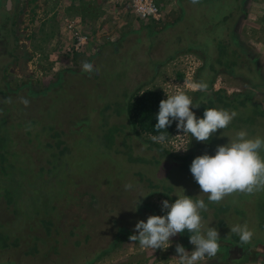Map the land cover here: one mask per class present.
I'll return each instance as SVG.
<instances>
[{
  "label": "rangeland",
  "instance_id": "rangeland-1",
  "mask_svg": "<svg viewBox=\"0 0 264 264\" xmlns=\"http://www.w3.org/2000/svg\"><path fill=\"white\" fill-rule=\"evenodd\" d=\"M155 2L159 21L140 19L129 0H0V229L19 240L0 249V264H178L176 244L194 248L187 230L153 253L129 236L137 221L164 215L161 202L182 189L204 200L203 222L221 239L217 256L199 264H264V191L211 203L189 170L192 157L214 155L239 130L264 138V114L254 112L255 123L245 117L253 104L264 110V0ZM76 33L88 37L79 50L71 48ZM218 41L236 51V65L215 62ZM85 61L98 71H82ZM201 80L235 104L248 95L226 129L200 142L205 148L175 121L167 141H156L168 155L146 141L155 135L135 134L131 97L154 90L195 99L192 84ZM153 155L160 160H138ZM244 222L253 239L236 243L230 226Z\"/></svg>",
  "mask_w": 264,
  "mask_h": 264
},
{
  "label": "clouds",
  "instance_id": "clouds-1",
  "mask_svg": "<svg viewBox=\"0 0 264 264\" xmlns=\"http://www.w3.org/2000/svg\"><path fill=\"white\" fill-rule=\"evenodd\" d=\"M199 2L200 0H191L193 5ZM82 71L91 73L98 70L91 62L85 61ZM192 89L207 92L208 85L196 82L192 84ZM19 100L25 107L30 104L27 98L20 97ZM197 107L199 104L194 103L193 97L184 91L167 95L166 99L159 102L154 128L160 134L154 136L153 140L166 142L168 133L165 129L175 121L176 128L182 130L183 135L189 134L196 141L206 144L218 129H226L238 115L234 110L206 108L203 118H198L191 110ZM183 150L186 151L187 148ZM262 150L264 138L250 137L246 130H239L228 143L217 145L214 155L205 153L195 157L189 170L201 193L208 194L207 198L211 203H220L236 193L254 195L264 191V156L260 154ZM124 187L129 190L132 185L126 184ZM176 197L172 203L168 200L161 202L164 215H150L146 221H137L134 226L136 234L130 235L129 240L138 242L141 248L150 249L153 253L157 249H167L171 246L170 238L187 230L190 234L189 243L194 248L188 252L182 245L176 244L175 258L178 264H199L205 258L216 257L220 251L221 239L216 228L203 222L201 212L207 211L204 200L185 195L183 189ZM139 203L137 199V205ZM230 232L236 234L243 244L250 243L254 236L247 222L230 226Z\"/></svg>",
  "mask_w": 264,
  "mask_h": 264
},
{
  "label": "trees",
  "instance_id": "trees-1",
  "mask_svg": "<svg viewBox=\"0 0 264 264\" xmlns=\"http://www.w3.org/2000/svg\"><path fill=\"white\" fill-rule=\"evenodd\" d=\"M212 6L215 7V4L212 3ZM216 14V18H217ZM215 18V19H216ZM210 19V18H209ZM151 21V20H150ZM153 21V20H152ZM234 31V30H233ZM216 50H217V54H216V58H215V62L223 65L225 67H229L231 68L232 66L236 65V57H239V55L236 54V51L234 49H229L228 45L222 43V41H218L216 43ZM241 57V55H240ZM243 57L245 59V61L250 62L251 58L248 54H243ZM213 64H211L210 68H213ZM213 70V69H212ZM204 80V79H203ZM205 81V80H204ZM204 81H198V82H204ZM142 91V90H141ZM251 91V90H250ZM138 92V91H137ZM223 90H215L213 91L212 89V84L209 83L208 85V90L207 92H201V91H194V95H196V98L194 99V103L199 104V107L197 108H192L195 111V115L198 118H203V113L205 111L206 108H209L210 106H214L215 108L217 106H219V108L221 109H226L229 111H235L236 109L240 107H247V96H243L240 97V99L237 101L238 104H235V99H230L228 98V96L225 94V92L223 93ZM249 92V91H248ZM247 92V93H248ZM134 95V94H133ZM132 95V96H133ZM242 95V94H240ZM135 97H131V99L127 102L126 105V114L127 117L129 119V122L132 126V129L135 131V134L138 136H141L140 131H137L136 128L139 127L140 130L149 133L151 135H155L158 136L160 133L157 132L154 128V125L156 124V114L159 111V102L164 99L161 97V95L154 91V90H145L143 91L139 96H137L135 99ZM251 109H252V115L250 114H245L246 116L251 117L252 119H254V123H255V115L254 112H259V113H263L264 114V110H258L259 106L258 104H253L251 105ZM118 111V110H117ZM119 112V111H118ZM244 117V118H245ZM245 120V119H244ZM245 122H249L248 119L245 120ZM250 123V122H249ZM172 127L173 124L169 127H167L165 130L167 131V135L169 136L172 133ZM60 133H57V135H59ZM114 139H115V135H114ZM149 142L150 146L152 147H156L160 152H162V154H169L168 151L161 145L158 144L157 142L154 141H150V140H146ZM62 143V142H61ZM60 144V141H58L57 145ZM104 147H108V143H103ZM195 146L198 150L205 148V144H201L200 142L195 140ZM193 146V147H195ZM68 148L67 146H64L63 149ZM200 152H197L196 154H199ZM196 154H192L190 153L187 156L184 157H180L181 159H183V161H186L189 157H192ZM2 158L3 155H2ZM138 158V157H137ZM195 157H192V160ZM157 159H159L157 156H152L151 160L149 159H144V158H138V160H141L142 162H147L149 161V163H152L153 161H157ZM133 161H136L135 158L132 159ZM160 160V159H159ZM135 176H139V180H143V176L140 172H135L134 173ZM149 180V179H148ZM117 183H119L120 181H115ZM132 185V187L134 186V182L130 183ZM153 183L152 186L154 187H158L157 184ZM14 202H16V200H14ZM46 211V210H45ZM43 224H46L47 230H48V226L51 224L50 220H42L41 221ZM218 226L220 227H224L222 224H219V222L217 223ZM3 227V226H0ZM36 239H38L37 236H35ZM236 239V243H241L239 242L240 240ZM19 244V240L18 238L15 239H11V237L5 233H2L1 229H0V249H5V248H10V247H16ZM39 251L38 246L36 245L35 249H28L26 251L27 254H35Z\"/></svg>",
  "mask_w": 264,
  "mask_h": 264
},
{
  "label": "built area",
  "instance_id": "built-area-1",
  "mask_svg": "<svg viewBox=\"0 0 264 264\" xmlns=\"http://www.w3.org/2000/svg\"><path fill=\"white\" fill-rule=\"evenodd\" d=\"M129 3L135 14L140 19L159 21L162 17V11L156 4L155 0H129ZM87 40L88 37L86 35L76 33L75 40L71 48L79 50L80 48H83Z\"/></svg>",
  "mask_w": 264,
  "mask_h": 264
}]
</instances>
